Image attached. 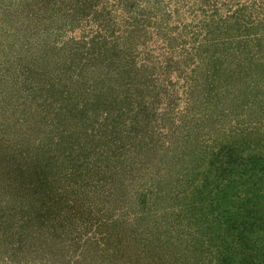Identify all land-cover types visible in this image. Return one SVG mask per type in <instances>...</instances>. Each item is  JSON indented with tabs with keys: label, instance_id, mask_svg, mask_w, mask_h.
I'll use <instances>...</instances> for the list:
<instances>
[{
	"label": "trees",
	"instance_id": "obj_1",
	"mask_svg": "<svg viewBox=\"0 0 264 264\" xmlns=\"http://www.w3.org/2000/svg\"><path fill=\"white\" fill-rule=\"evenodd\" d=\"M0 264H264V0H0Z\"/></svg>",
	"mask_w": 264,
	"mask_h": 264
}]
</instances>
